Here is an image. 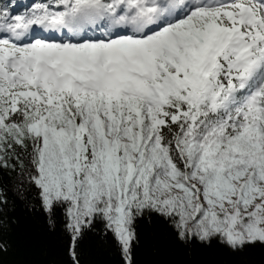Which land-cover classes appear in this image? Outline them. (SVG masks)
Segmentation results:
<instances>
[{"label":"snow or ice","instance_id":"1","mask_svg":"<svg viewBox=\"0 0 264 264\" xmlns=\"http://www.w3.org/2000/svg\"><path fill=\"white\" fill-rule=\"evenodd\" d=\"M0 168L70 264L88 232L135 264L153 214L188 249H264V0L0 3Z\"/></svg>","mask_w":264,"mask_h":264},{"label":"trees","instance_id":"2","mask_svg":"<svg viewBox=\"0 0 264 264\" xmlns=\"http://www.w3.org/2000/svg\"><path fill=\"white\" fill-rule=\"evenodd\" d=\"M6 0H0V3ZM19 174L0 168V189L5 190L9 204L0 211L9 220L0 236L12 247L0 255V264H70L59 242L60 225L49 233L45 217L38 209L26 207L27 200L17 195ZM31 193H28L30 198ZM15 219L16 223L11 221ZM139 243L134 248L135 264H264V249H245L233 253L213 241L208 247L194 244L191 249L178 245L174 232L157 215L137 220ZM27 242V249L25 248ZM81 264H121L120 255L109 237L103 240L96 232H88L80 245Z\"/></svg>","mask_w":264,"mask_h":264},{"label":"bare ground","instance_id":"3","mask_svg":"<svg viewBox=\"0 0 264 264\" xmlns=\"http://www.w3.org/2000/svg\"><path fill=\"white\" fill-rule=\"evenodd\" d=\"M61 33H58V32H53V31H44L43 35L46 36V37H51V36H60Z\"/></svg>","mask_w":264,"mask_h":264},{"label":"rangeland","instance_id":"4","mask_svg":"<svg viewBox=\"0 0 264 264\" xmlns=\"http://www.w3.org/2000/svg\"><path fill=\"white\" fill-rule=\"evenodd\" d=\"M19 1H20V3H21V2H24V3H22L23 5H30V4H29V1H30V0H19ZM19 1H18V3H19ZM26 2H28V3H26ZM22 10H23V9H22ZM43 31H45V30H43ZM91 33H92V32H91ZM92 34L94 35V33H92ZM87 35H88V33H87ZM95 35H99V33H97V34H95Z\"/></svg>","mask_w":264,"mask_h":264}]
</instances>
